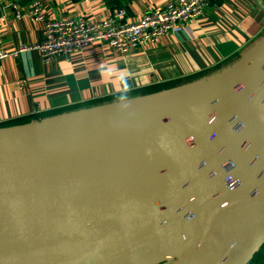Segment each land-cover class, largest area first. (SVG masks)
<instances>
[{"label":"water","instance_id":"1","mask_svg":"<svg viewBox=\"0 0 264 264\" xmlns=\"http://www.w3.org/2000/svg\"><path fill=\"white\" fill-rule=\"evenodd\" d=\"M264 245V36L170 116L45 145L0 133V264H249Z\"/></svg>","mask_w":264,"mask_h":264},{"label":"crops","instance_id":"2","mask_svg":"<svg viewBox=\"0 0 264 264\" xmlns=\"http://www.w3.org/2000/svg\"><path fill=\"white\" fill-rule=\"evenodd\" d=\"M33 1L0 0L6 50L42 43L46 21L97 22L125 10L123 21L134 23L173 0H42L45 22L30 19ZM263 36L264 0H210L181 34L126 55L101 42L50 63L36 50L20 53L0 63V133L45 145L116 136L164 119L220 82Z\"/></svg>","mask_w":264,"mask_h":264},{"label":"built area","instance_id":"3","mask_svg":"<svg viewBox=\"0 0 264 264\" xmlns=\"http://www.w3.org/2000/svg\"><path fill=\"white\" fill-rule=\"evenodd\" d=\"M209 7L210 0H173L163 7L153 8L134 23L123 21L125 10L97 22L85 17L45 22L42 0H34L28 15L34 22H45L44 41L14 51H8L0 44V63L31 50L38 51L43 60L50 63L57 57L70 55L97 42L126 55L158 42L168 33L181 34L189 22L200 18ZM17 17H21L20 12Z\"/></svg>","mask_w":264,"mask_h":264},{"label":"trees","instance_id":"4","mask_svg":"<svg viewBox=\"0 0 264 264\" xmlns=\"http://www.w3.org/2000/svg\"><path fill=\"white\" fill-rule=\"evenodd\" d=\"M249 264H264V245L259 250V252L256 253V255Z\"/></svg>","mask_w":264,"mask_h":264},{"label":"rangeland","instance_id":"5","mask_svg":"<svg viewBox=\"0 0 264 264\" xmlns=\"http://www.w3.org/2000/svg\"><path fill=\"white\" fill-rule=\"evenodd\" d=\"M174 261L168 262V263H163V264H174Z\"/></svg>","mask_w":264,"mask_h":264},{"label":"clouds","instance_id":"6","mask_svg":"<svg viewBox=\"0 0 264 264\" xmlns=\"http://www.w3.org/2000/svg\"><path fill=\"white\" fill-rule=\"evenodd\" d=\"M126 98H127V97H125V96H121V97H120V99H122V100H123V99H126Z\"/></svg>","mask_w":264,"mask_h":264}]
</instances>
